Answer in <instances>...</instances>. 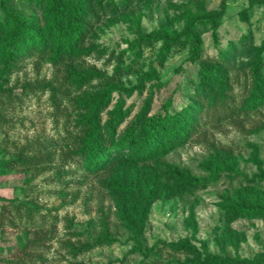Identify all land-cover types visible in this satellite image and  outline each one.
Listing matches in <instances>:
<instances>
[{
    "label": "rangeland",
    "instance_id": "obj_1",
    "mask_svg": "<svg viewBox=\"0 0 264 264\" xmlns=\"http://www.w3.org/2000/svg\"><path fill=\"white\" fill-rule=\"evenodd\" d=\"M75 1L85 32L56 62L48 0H0V21L7 6L33 30L6 75L7 21L0 31V264L264 256V218L235 215L237 206L264 203V177L252 178L264 172V0H226L215 33L197 16L221 0ZM191 19L200 37L194 61L183 36L166 52L145 37L181 31ZM148 70L141 89L122 90ZM95 110L106 143L109 131L115 138L137 133L151 115L180 114L189 128L161 160L125 151L93 169L76 152ZM172 170L210 181L183 193L166 179ZM153 184L159 198L137 250L133 214Z\"/></svg>",
    "mask_w": 264,
    "mask_h": 264
},
{
    "label": "trees",
    "instance_id": "obj_2",
    "mask_svg": "<svg viewBox=\"0 0 264 264\" xmlns=\"http://www.w3.org/2000/svg\"><path fill=\"white\" fill-rule=\"evenodd\" d=\"M48 11L52 16L48 28V35H52L54 42L53 59L59 62L63 55H71L74 48L80 42L84 32L85 24L83 20V10L75 0H48ZM4 8V21H0V31L6 21L10 28L9 37L6 41V57L2 68L3 75L9 71L10 65L14 62V54L24 37L33 38V30L29 27V20L27 16L13 13L7 6ZM226 8V0H221L219 8L209 14L197 16L199 20H204L210 23L213 32L215 33L220 20L222 19ZM194 20L187 22L185 28L181 31L169 34L166 32L152 30L148 32L145 37L149 39L160 40L161 45L159 50L166 52L170 45L178 41L182 36L191 40L189 60L194 61L198 57V46L200 37L194 31ZM36 40L44 42L45 39L40 32L36 33ZM152 75V70H148L138 77V82L131 88L122 89L125 93H130L134 89H141L143 87V80ZM148 101L143 107V112L148 109ZM91 119V126L84 136L79 141L78 151L76 152L79 158L90 165L93 169H97L112 163L116 157L123 155L125 151L129 154L135 152L146 155L144 158L149 159L153 157H163L171 148L183 142L189 128V124L185 122L184 117L180 114H164L151 115L143 124L141 129L134 133L133 131L126 132L123 136L115 138L114 134L109 131L110 140L105 142L102 136L101 127L97 119L96 110L93 111L89 117ZM113 121L110 122V127ZM166 179L175 183L174 187L180 192L189 193L196 189L204 188L210 181V178H198L195 176H186L182 173L172 170L166 175ZM264 172L253 174L252 178H263ZM156 185L153 184L147 189L144 197L139 196L140 205L134 211V220L138 222L134 240L137 242L135 249L140 250L138 233L143 227V222L150 204L157 198L158 192ZM166 197L167 189L161 194ZM0 200H6L0 196ZM138 205V204H137ZM235 215L244 217H260L264 218V203L261 205L237 206L235 208ZM135 224V222H133ZM105 239L111 240L110 236H105ZM144 254H148L144 252ZM213 264H262L264 263V256H259L255 260L249 259H232L227 262L219 256L212 257ZM183 264H203L197 258H187L182 261Z\"/></svg>",
    "mask_w": 264,
    "mask_h": 264
}]
</instances>
